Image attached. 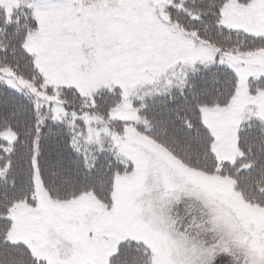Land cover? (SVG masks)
Here are the masks:
<instances>
[{"label":"snow or ice","instance_id":"snow-or-ice-1","mask_svg":"<svg viewBox=\"0 0 264 264\" xmlns=\"http://www.w3.org/2000/svg\"><path fill=\"white\" fill-rule=\"evenodd\" d=\"M0 264H264V0H0Z\"/></svg>","mask_w":264,"mask_h":264}]
</instances>
